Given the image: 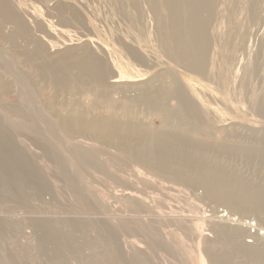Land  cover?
<instances>
[{
    "label": "rangeland",
    "instance_id": "rangeland-1",
    "mask_svg": "<svg viewBox=\"0 0 264 264\" xmlns=\"http://www.w3.org/2000/svg\"><path fill=\"white\" fill-rule=\"evenodd\" d=\"M1 2L0 264H264L240 249L264 257L258 215L137 161L139 137L126 131L140 128L147 144L186 138L187 152L214 151L227 171L264 185V0H212L205 41L217 82L173 64L148 0ZM81 51L92 73L83 97L51 72ZM174 83L199 114L160 116L153 100L178 108L164 91ZM75 109L90 131L68 125ZM106 124L115 134L99 130Z\"/></svg>",
    "mask_w": 264,
    "mask_h": 264
},
{
    "label": "bare ground",
    "instance_id": "bare-ground-1",
    "mask_svg": "<svg viewBox=\"0 0 264 264\" xmlns=\"http://www.w3.org/2000/svg\"><path fill=\"white\" fill-rule=\"evenodd\" d=\"M148 1L156 17L157 28L160 30L158 35L160 48L171 59L173 64L180 66L187 71L203 75L208 80H215L217 82V80H219L218 77L215 76L214 72L210 71L211 66L208 43L205 41L206 33L209 31V14L213 11L212 0ZM1 8H3L2 2L0 3V9ZM9 18L10 17H8V19ZM8 19L5 16L1 19L2 21H0V23L5 24V22L10 21ZM10 35H12V33ZM222 47L225 56L227 55L229 58L233 50L231 42L225 39ZM25 54L26 53H22V55ZM85 54L86 52L84 53V51H81V56L79 58L77 56L72 58L74 61H72L71 56H69L70 61L57 62L56 66L51 71L54 75L53 84L65 86L69 81L79 96L83 97L91 95L87 82L89 77L92 76V73L89 58L85 56ZM37 55L38 54L33 57H37ZM131 58L137 61V55L132 56ZM207 66L209 67L207 68ZM124 73L127 74L126 72ZM99 79L102 82L105 81L108 86L117 85L114 83L117 78L107 81L99 76ZM164 91L165 97L174 98L176 100L178 108L175 111H169L161 102L159 104L157 101L153 100L151 104L158 105V113L163 118L172 117L175 118V120H184L187 115L184 113H190L192 115L198 113V110L192 107L191 100L187 98L180 85L174 83L172 87H169ZM182 108L186 111H182ZM82 116V110H72L68 114V125H71V127L76 128L78 131H90L92 129L91 126L83 121ZM127 125L128 127L126 128V131L134 133L139 137L134 142L133 151L131 153L137 161L144 163L146 157L148 162L154 165L155 169L161 170L167 167L168 172L174 177L179 179L187 177L194 178V184H199V187L204 190V194L207 197L214 201L223 202L237 212L258 215L260 221L264 222L263 184L256 182L248 183L239 179V177H237L232 171H227L225 169L226 167L220 166L217 163V158L220 159V157L216 156L214 151L210 150V154H212L211 157L209 156L205 159H202V149L199 153L195 154L187 152L185 149L186 147L188 148V141L186 138L184 140L174 136L172 133H163L159 134L155 141L147 144L146 140L144 141V132L141 131L140 128L133 124ZM62 127L65 128L64 125ZM103 128L107 130V132L115 134L116 128L114 124L102 125L99 130ZM121 132L122 131L117 129L116 134ZM176 143L179 144V147H176ZM207 152L208 151H206V153ZM222 231L223 230H221V232ZM217 233H219V231ZM221 234L219 233L217 236ZM258 234L264 236V231L258 232ZM240 249L248 256L257 257L256 259L259 260L264 259V257H260L262 252H258L259 248L249 249V247H241L240 244ZM230 255H232V253ZM253 260H255V258ZM261 263L263 264L262 261ZM261 263L259 262V264Z\"/></svg>",
    "mask_w": 264,
    "mask_h": 264
}]
</instances>
